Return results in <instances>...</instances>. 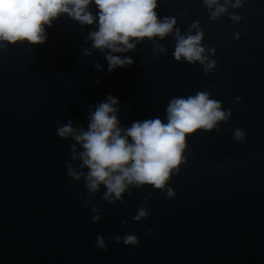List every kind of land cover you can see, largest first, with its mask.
I'll return each instance as SVG.
<instances>
[{
	"label": "water",
	"instance_id": "95a60500",
	"mask_svg": "<svg viewBox=\"0 0 264 264\" xmlns=\"http://www.w3.org/2000/svg\"><path fill=\"white\" fill-rule=\"evenodd\" d=\"M155 11L172 31L121 52L93 46L98 18L68 13L43 25L42 42L0 41V264H264V0H157ZM177 29L203 33L204 62L176 59ZM108 55L132 63L109 71ZM199 92L226 118L186 134L164 187L133 183L110 199L104 184L88 188L74 135L100 102L117 98L123 129L166 123L172 99ZM69 122L74 134L60 136Z\"/></svg>",
	"mask_w": 264,
	"mask_h": 264
},
{
	"label": "clouds",
	"instance_id": "9594fccd",
	"mask_svg": "<svg viewBox=\"0 0 264 264\" xmlns=\"http://www.w3.org/2000/svg\"><path fill=\"white\" fill-rule=\"evenodd\" d=\"M239 2L237 0V5ZM92 3L99 9L96 16L88 10ZM205 3L211 7L217 0H205ZM156 7L157 0H0V41L42 42L43 25L50 24L60 13H68L82 24H93L98 18V30L90 33L94 47L126 51L135 47L130 38H163L172 31L175 19H158ZM224 11L223 6L217 7L212 18ZM176 33V59L183 56L188 61L204 62V48L200 45L203 33L198 31L186 37L180 36L178 29ZM107 59L109 71L118 65L132 63L131 58L108 55ZM213 64L210 62L207 67ZM117 103V98L109 95L91 113L88 130L74 135L84 149L81 157L89 168L88 188L96 191L104 184L107 188L105 199H110L112 194L120 198L133 183L164 187L171 171L182 161L186 134L198 129L210 130L217 121L226 118L219 101L209 99L206 92H199L195 96L172 99L166 109V123L155 118L136 121L131 127L122 129L116 116ZM58 133L62 137L73 135L71 123L59 128ZM235 135L239 139L243 133L237 130ZM168 194L173 195L170 188ZM145 215L147 213L140 209L135 219ZM98 218L94 217V221ZM120 239L116 237L117 242ZM97 241L101 248L105 247L103 237L98 236ZM123 242L139 244L134 234H126Z\"/></svg>",
	"mask_w": 264,
	"mask_h": 264
}]
</instances>
